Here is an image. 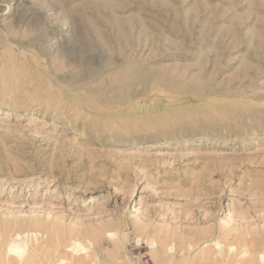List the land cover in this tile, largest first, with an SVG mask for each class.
<instances>
[{
  "label": "rangeland",
  "instance_id": "1",
  "mask_svg": "<svg viewBox=\"0 0 264 264\" xmlns=\"http://www.w3.org/2000/svg\"><path fill=\"white\" fill-rule=\"evenodd\" d=\"M37 229L25 264H264V0H0V264Z\"/></svg>",
  "mask_w": 264,
  "mask_h": 264
},
{
  "label": "bare ground",
  "instance_id": "2",
  "mask_svg": "<svg viewBox=\"0 0 264 264\" xmlns=\"http://www.w3.org/2000/svg\"><path fill=\"white\" fill-rule=\"evenodd\" d=\"M22 231L24 232V230L17 231V232L14 231L15 233L13 232V234L11 235V238L6 242V253L5 254L6 256H8L7 254H10L11 256L15 255V257H13L14 258L13 263L16 259L18 264H25L26 256L30 254V241L33 239L38 240V236L40 233V231H38L37 229L38 232L37 231L33 232V234L30 237H29L30 234H28L27 235L28 238H25L23 236ZM26 233H27V230H26ZM152 240H156L158 242L156 237L149 238V242H151ZM69 242L70 243H68L67 246L71 248L72 253L83 252V251L88 252L89 245L92 244V240H89L87 243L85 242V240H82L79 237H74ZM173 243H174L173 241L169 244L167 242L166 244L168 245H163L161 249L164 250L165 253H167L169 258H177V254L180 253L181 257L184 256L183 264H190L189 259L192 257L190 251L194 248V246L192 244H188L186 246L187 248H182V249H179L178 251L175 245V252L170 254L167 252V248L169 247V245H173ZM194 257L196 258L197 263L202 262L201 259L200 260L197 259L198 258L197 256H194ZM262 257H264V254L261 255V259L264 261V258ZM187 258L189 259L187 260ZM102 261L103 260L100 259L99 256H96L94 261L92 262L93 264H104V262ZM195 263H192V264H195ZM36 264H43V263L38 262ZM58 264H66V261L61 260Z\"/></svg>",
  "mask_w": 264,
  "mask_h": 264
},
{
  "label": "clouds",
  "instance_id": "3",
  "mask_svg": "<svg viewBox=\"0 0 264 264\" xmlns=\"http://www.w3.org/2000/svg\"><path fill=\"white\" fill-rule=\"evenodd\" d=\"M107 236L110 238V239H115V238H118V234L117 233H113V232H109L107 233ZM145 244L148 249H149V254L151 253V250L155 249L158 247V242L156 240H152L151 242H148L147 240H142L141 238L137 237L135 240H134V246L135 247H140L141 245ZM167 252L168 253H174L175 252V245H169V247L167 248ZM264 258V257H262Z\"/></svg>",
  "mask_w": 264,
  "mask_h": 264
}]
</instances>
